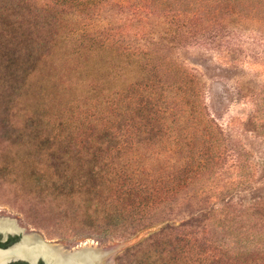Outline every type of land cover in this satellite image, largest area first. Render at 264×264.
<instances>
[{"label": "trees", "instance_id": "obj_1", "mask_svg": "<svg viewBox=\"0 0 264 264\" xmlns=\"http://www.w3.org/2000/svg\"><path fill=\"white\" fill-rule=\"evenodd\" d=\"M55 1L72 7V18L84 20H75L69 31L45 41V50L35 52L29 47L34 48L36 40L22 38L21 22L15 20L29 18L31 5L27 0H0V18H9L0 22L1 57L6 55V61L16 65L35 56L37 65L27 69L25 79L39 89L37 108L44 110L47 98L55 102L54 113L40 118L42 127L51 129L50 135L41 136V148L52 147L51 157L66 171L70 153L82 148L94 166L88 170L90 185L62 183L47 192L74 200L85 194L84 209L95 221L122 220L126 213L135 221L156 215L167 196L200 181L225 153L221 128L201 98L200 78L189 73L164 42L168 35L178 38L189 32L190 18L201 17L211 3L228 4L235 18H264V0ZM109 2L118 10L128 5L135 13L146 12L143 29L130 35L127 15L116 12L115 22L113 15L100 14V7ZM7 26L13 30L10 37L3 34ZM44 67H49L48 73L36 75ZM100 150L106 155L102 165H96ZM171 170L173 178L167 180ZM195 223L163 226L161 232L170 234L168 253L182 264H218L232 249L213 242L199 244ZM252 247L241 244V254Z\"/></svg>", "mask_w": 264, "mask_h": 264}, {"label": "rangeland", "instance_id": "obj_2", "mask_svg": "<svg viewBox=\"0 0 264 264\" xmlns=\"http://www.w3.org/2000/svg\"><path fill=\"white\" fill-rule=\"evenodd\" d=\"M27 4L29 18L15 20L21 22L22 38L36 40L35 47H29L35 52L45 50V41L69 31L75 20H84L69 16L72 7L55 0H27ZM231 11L228 4L211 3L201 17L190 18L189 32L178 38L168 35L164 42L168 52L200 78L206 111L222 131L224 157L200 181L167 196L156 215L141 221L127 213L122 220L95 221L84 209L85 194L74 200L47 192L62 183L90 185L88 170L94 166L82 148L70 153L66 171L59 159L51 157L52 147L41 148V136L50 135L51 129L42 127L40 118L54 113L55 102L47 98L46 108H37L39 89L25 79L27 69L37 65L35 56L10 65L6 55H0V217L65 250L127 242L111 264H182L168 253L170 234L161 230L166 223L196 221L192 228L199 244L213 242L232 249L218 264H264V18H235ZM98 12L113 15L115 22L116 12L127 15L130 35L143 29L147 15L128 5L118 10L112 2ZM12 31L3 28L9 37ZM3 50L0 46V54ZM48 68L36 75L47 74ZM96 155L94 163L102 165L106 153L100 150ZM173 174L166 173L167 180ZM233 231L240 235L234 237ZM243 243L253 245L246 254H241ZM174 254L177 257L178 251Z\"/></svg>", "mask_w": 264, "mask_h": 264}, {"label": "flooded vegetation", "instance_id": "obj_3", "mask_svg": "<svg viewBox=\"0 0 264 264\" xmlns=\"http://www.w3.org/2000/svg\"><path fill=\"white\" fill-rule=\"evenodd\" d=\"M12 225L9 226L6 218L0 217V264H63L56 255L39 251L29 240L31 234L23 232L14 223ZM75 249L78 247L63 251L71 253Z\"/></svg>", "mask_w": 264, "mask_h": 264}, {"label": "bare ground", "instance_id": "obj_4", "mask_svg": "<svg viewBox=\"0 0 264 264\" xmlns=\"http://www.w3.org/2000/svg\"><path fill=\"white\" fill-rule=\"evenodd\" d=\"M6 221L9 226H13V223L16 224L12 219L6 218ZM29 240L33 242L34 246L37 247L39 251L41 249L42 252L56 255L58 260L63 264H81L83 262L86 264H111L116 246H120L115 244L112 248H103L100 246H93L90 243V245L84 244L78 247V249H75L71 253H66L63 251L62 247L52 244L47 245L37 236L30 235Z\"/></svg>", "mask_w": 264, "mask_h": 264}, {"label": "water", "instance_id": "obj_5", "mask_svg": "<svg viewBox=\"0 0 264 264\" xmlns=\"http://www.w3.org/2000/svg\"><path fill=\"white\" fill-rule=\"evenodd\" d=\"M127 243V242H126ZM126 243L125 242H123V243H119V244H117V245H120L119 247L118 246H116V251H114V253H116V252H118L122 247H124L125 245H126ZM100 247H104V246H101V245H99ZM106 247H110V248H112V247H114V245H110V246H106ZM118 247V248H117Z\"/></svg>", "mask_w": 264, "mask_h": 264}]
</instances>
